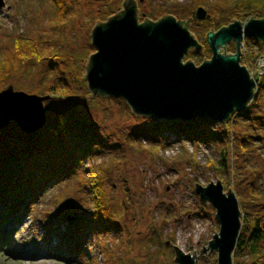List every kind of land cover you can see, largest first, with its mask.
I'll use <instances>...</instances> for the list:
<instances>
[{
  "label": "rangeland",
  "instance_id": "374dc122",
  "mask_svg": "<svg viewBox=\"0 0 264 264\" xmlns=\"http://www.w3.org/2000/svg\"><path fill=\"white\" fill-rule=\"evenodd\" d=\"M73 1L74 8L71 11L74 12L72 16H69L70 23L59 29V35L55 38L61 40L62 48L54 52L58 56L55 57L56 66L52 70L51 80L63 87L68 85L74 94L80 95L84 89L88 94L84 93L86 95L84 100L76 96L68 98L55 96L57 98L52 100L48 98L43 101L45 126L32 132H26L20 127L17 120L13 119L4 128H0V130L2 129L0 133L3 136V132H5L6 136L9 135L11 138L22 140L25 143L38 141L46 134L51 124H60L62 118L56 114L61 111L65 113L62 124L75 121L94 123L97 128L95 130L104 143L101 150H97L100 152L99 154H95L90 159L87 158L88 161H80L81 166L68 181L42 194L41 199L36 201L33 208L25 214L19 223L14 224L8 219L5 221L0 231V264H104V245H107L108 249H114L113 251H116L121 258L116 261L114 255L107 254L106 264H113L114 260L115 264H158L160 256L164 264H177L173 261L170 245L167 246L164 243V246L158 248L160 252L158 259L150 260L148 258V263L146 258L144 259L145 249L141 250L138 247V244L151 238V231L147 224L153 223V218L159 219V215L162 213L166 214L167 220L163 228L157 230L162 236L168 234L170 238L165 237L164 242L170 241L184 252L195 251L197 254L196 264H217L216 251L206 250V252L200 253L202 244L204 248L207 247L208 240L218 230V224L214 219L213 207L209 204H201L198 195L194 192V184L199 182L206 185L209 181L219 178L205 165L207 159L217 157L216 150L218 148L214 145L200 143L197 147L198 163L196 164L190 158L183 159L181 154L184 152V148L179 142H170L168 146L160 147L155 155L151 154L145 140L142 141L143 148L135 146L133 141L137 138L133 136V133L135 130L139 131L140 126L145 123L137 119L142 117L133 115L125 100L120 97L96 96L90 99L86 81L82 79L83 65L91 53L87 47V43H90V30L96 21L107 18L109 7L113 8V0ZM214 1L216 0H144L143 3L147 6L144 11L151 21H156L168 13L173 14L177 19L187 21L196 7H204L211 19L192 20L188 26L198 40L203 38L208 30L216 31L219 27L227 25L235 19L245 24L249 18L244 20L241 18L242 15H238V18H231L226 12L211 9L210 3ZM56 7L54 0H0V28L11 32L24 31L27 34L30 27L41 24L42 19L46 21L52 17L50 13ZM261 15V13H256L250 17L261 18ZM247 41L244 50L249 53L248 64L244 63L243 65L246 66L251 76L258 73L260 81L264 77V72L261 69L264 45L260 46L255 41ZM192 50L188 51L183 61L190 59L198 64L211 55L210 51L208 55L194 59ZM224 50L228 53L234 52L233 40L226 44ZM48 63L49 60L44 59L42 62L35 63L32 68L28 65L23 73L9 77L0 88L21 91L26 94L44 95V88L38 83L39 80L46 79ZM71 106L72 109H68ZM259 110L264 118V91ZM241 119V117H237V124L241 122ZM236 126L237 128L242 127V125ZM245 127L248 130L254 129L251 132L264 134V129H261V125L256 121L254 125ZM3 139V142L7 143L6 138ZM253 142L259 141L253 140ZM183 144L186 151L193 152L194 148L191 142L184 141ZM259 146L257 148L251 145L249 149L251 151L245 156V159L250 168L259 170L254 174L255 185L258 189H264V141L260 142ZM257 150H260L259 152L263 155L258 154ZM96 165H102L107 169L103 180L104 196L110 201L111 207L115 209L116 219L121 229L104 233L101 236L90 237L86 244H81V254L77 260L66 261L63 258L50 255L51 250L58 243V234L45 238L38 218L43 215L44 211L50 213L57 211L59 206L57 200L61 193L62 198L75 195L76 182L86 175L83 166L91 168ZM238 165L240 168L243 167V159L239 162L236 161L235 176H232L230 188L234 191L239 204H244L247 200L242 192V183L250 182L254 177L251 172L243 170L242 173L246 177L242 182V174ZM219 179L222 181L225 191L224 178ZM248 195L255 197L253 193ZM141 215L143 218L139 219L138 217ZM136 221L138 225L133 228ZM59 226L61 232L64 225ZM128 232H130L132 240L127 239ZM171 232L174 233L173 238L169 235ZM262 246L264 248V243ZM153 247L157 248L155 244ZM205 253L206 256H204Z\"/></svg>",
  "mask_w": 264,
  "mask_h": 264
},
{
  "label": "trees",
  "instance_id": "16d2710c",
  "mask_svg": "<svg viewBox=\"0 0 264 264\" xmlns=\"http://www.w3.org/2000/svg\"><path fill=\"white\" fill-rule=\"evenodd\" d=\"M54 2L57 7L50 13L52 17L46 21L42 19L41 24L30 27V33L11 32L0 28V87L9 77L23 73L28 65L32 68L35 63L48 59L46 79H41L38 83L44 88V95L51 94L49 97L51 100L57 98L55 96L63 98L76 96L84 100L86 97L84 93L88 94L86 89L80 95L74 94L68 85L63 87L51 80L52 70L56 66L55 57L58 56L54 52L62 48L61 40L55 38L59 35L58 30L70 23L69 16H72L74 12L71 11L74 8L73 0H54ZM210 8L226 12L231 18H238V15H242L241 18L245 20L248 17L250 19V16L256 13H261L260 17L264 18V0H216L210 3ZM247 40L255 41L260 46L264 45L255 38H244L241 64H248L249 53L244 50L248 43ZM199 42L203 47L201 52L192 50L194 59L210 53L205 36L199 39ZM87 47L89 52L94 51L90 43H87ZM3 89L7 88H0V90ZM263 91L264 77L257 84L254 96L245 111L232 114L226 124L201 117H194L189 121H167L142 117L137 119L145 123L140 126L139 131L135 130L136 133H133V136L137 138L133 141L135 146L143 148L142 141L145 140L152 155H155L160 147L168 146L170 142H179L184 148L181 154L183 159L190 158L196 164L198 163L197 147L200 143L216 146L218 148L217 157L207 159L205 165L213 171L216 177L224 178L226 189L232 186L231 179L235 176L236 161L243 159V167L240 168L238 165L242 174V182L246 177L242 173L243 170L251 172L254 178L250 182L242 183V192L247 201L239 204L244 216L233 251L234 264H264L262 246L264 243V189H258L255 185L254 174L259 170L250 168L245 159L251 151L249 150L251 145L258 148L259 143L264 141L263 133L251 132L254 129L248 130L245 127L254 125L256 121L261 125V129H264V118L259 110ZM72 106L68 109H72ZM56 115L62 118L60 124H51L46 134L39 140L36 139L38 141L35 142L25 143L9 135L7 138L5 132L3 136L0 133V231L7 219L14 224L19 223L33 208L36 201L41 199L42 194L68 181L81 166V160L88 161L87 158L90 159L100 153L97 150H101L104 141L95 130L97 128L94 123L75 121L62 124L65 113L60 111ZM237 117L242 118L238 124ZM236 125H242V127L237 128ZM4 137L7 143L3 142ZM253 140L259 142L254 143ZM184 141L193 144V152L186 151ZM259 151L257 150V153L262 154ZM83 168L86 175L76 182L75 195L62 198L61 193L58 197L60 201L57 200L59 205L57 211L55 213L44 211L43 215L38 218L45 238L58 234V243L49 254L66 261L77 260L81 254V244H86L90 237L121 229L116 219L115 209L104 196L103 180L107 173L106 167L96 165L91 168L83 166ZM252 193L255 197H249L248 194ZM255 207L257 209H254ZM201 212L203 213L202 209ZM159 216V219L153 218L154 222L147 224L151 231L150 240L138 244L139 249H145L144 259L146 260L148 258L157 260L160 256L158 248L165 245L163 241L165 237L169 238L168 234L162 236L157 230L163 228L167 220L165 213ZM138 218L142 219L143 216ZM59 225H64L61 232ZM137 225L136 221L132 227L136 228ZM169 235L173 238L174 233L171 232ZM127 236V239L132 240L130 232ZM153 244L157 248H154ZM103 250L104 264H106L107 254L114 255L116 261L121 259L116 251L108 249L107 245L103 246ZM127 259L129 260L128 257ZM146 262L148 263V260Z\"/></svg>",
  "mask_w": 264,
  "mask_h": 264
},
{
  "label": "water",
  "instance_id": "95a60500",
  "mask_svg": "<svg viewBox=\"0 0 264 264\" xmlns=\"http://www.w3.org/2000/svg\"><path fill=\"white\" fill-rule=\"evenodd\" d=\"M202 7H196L187 21L173 14L156 21L138 22L136 0H123L120 11L103 21H96L90 30L92 51L84 65L90 99L113 96L125 100L135 116L167 121H189L194 117L226 124L234 113L245 111L252 100L259 75L251 76L241 64L244 38L264 43V18H251L245 24L232 20L216 31L208 30L206 42L209 58L196 64L183 61L190 49L201 52L202 44L189 30L192 20H210ZM234 42L235 51L224 47ZM261 69L264 72V52ZM50 95H33L21 91H0V128L17 120L26 132L45 124L43 101ZM201 204L213 207L218 230L200 249L216 251L217 264H234L233 251L242 227V210L232 190L224 191L217 178L206 185L194 184ZM171 246L177 264H196L197 254ZM206 256V253L205 255ZM158 264H164L161 256Z\"/></svg>",
  "mask_w": 264,
  "mask_h": 264
},
{
  "label": "flooded vegetation",
  "instance_id": "af4514ba",
  "mask_svg": "<svg viewBox=\"0 0 264 264\" xmlns=\"http://www.w3.org/2000/svg\"><path fill=\"white\" fill-rule=\"evenodd\" d=\"M143 1L144 0H136V2H137V17H138V22H142L144 19L148 18V15L144 11L147 6L143 3ZM122 2H123V0H113V8H111V6L109 7V10H108L109 13L107 14V17L109 15H112V14L120 11L121 8H122Z\"/></svg>",
  "mask_w": 264,
  "mask_h": 264
},
{
  "label": "built area",
  "instance_id": "2783aa9c",
  "mask_svg": "<svg viewBox=\"0 0 264 264\" xmlns=\"http://www.w3.org/2000/svg\"><path fill=\"white\" fill-rule=\"evenodd\" d=\"M261 64H262V61H261Z\"/></svg>",
  "mask_w": 264,
  "mask_h": 264
}]
</instances>
